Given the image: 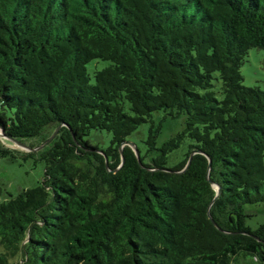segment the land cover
Returning <instances> with one entry per match:
<instances>
[{"label":"trees","instance_id":"16d2710c","mask_svg":"<svg viewBox=\"0 0 264 264\" xmlns=\"http://www.w3.org/2000/svg\"><path fill=\"white\" fill-rule=\"evenodd\" d=\"M251 48L264 49V0H0V127L40 136L33 148L57 129L26 153L44 161L40 184L0 203V264L264 262V223L244 210L264 203V90L240 71ZM93 59L111 64L91 83ZM160 110L182 130L148 162L121 155ZM93 129L110 132L105 149ZM17 153L0 139V158Z\"/></svg>","mask_w":264,"mask_h":264},{"label":"rangeland","instance_id":"374dc122","mask_svg":"<svg viewBox=\"0 0 264 264\" xmlns=\"http://www.w3.org/2000/svg\"><path fill=\"white\" fill-rule=\"evenodd\" d=\"M110 64V61L102 59H93L88 62L86 68L90 77V82H94V73L96 71L101 70ZM240 71L245 86L258 87L261 90H264V49H249L240 67ZM212 82V90L215 92L218 99H222V84L218 78V73L214 74ZM126 110L131 113L127 109V106ZM183 125L184 115L171 117L166 114L165 110H160L153 113L152 117L147 122L142 123L135 131H133L132 134L128 136L127 141L134 144L140 155L144 157L146 162H148L156 153H158L156 148H159L163 142L181 131ZM157 128L158 134L155 138V145L153 149L148 151L150 147L147 143L149 133L151 130H156ZM51 131H53V128H47L44 131V135H48ZM40 138V136L25 138L22 140V143L33 148L31 145L38 144ZM110 138V132L95 129L91 130L90 135L86 137L91 144L97 145L100 149H105L109 145ZM0 139L6 147L18 150L14 161H10L8 158H0L1 203L9 199L10 196H15L22 189L32 188L40 184L45 171L44 161L37 160L36 156H26V153L42 149L46 142L36 147L35 150H28L7 139ZM192 143V140L186 138L179 148L175 149L168 155L167 166L172 167L179 162L184 157ZM244 210L250 214V216L246 218V225L251 229H256L260 224L264 223V203L246 204ZM235 264H264V262L256 261L253 258L247 257L245 259L238 258Z\"/></svg>","mask_w":264,"mask_h":264},{"label":"water","instance_id":"95a60500","mask_svg":"<svg viewBox=\"0 0 264 264\" xmlns=\"http://www.w3.org/2000/svg\"><path fill=\"white\" fill-rule=\"evenodd\" d=\"M56 132H57V129H56L55 132L51 135V137L48 139V141H46V143H48V142L53 138V136L56 134ZM0 138H2V139H7V140H9V141H11V142H13V143H16V144L20 145V146H21L22 148H24V149H28V150H35V149H36V148H31V147H29V146L23 144L21 141H19V140L16 139V138H13V137H10V136L6 135L5 132H4V130H3L1 127H0ZM125 145H128V146H130V147L133 149V151H134V153H135V155H136L138 161L140 162V154H139V151H138L137 147H136L134 144H132V143H130V142H128V141H124V142L121 144V146H120V148H119V149H120V153H121V155H122V148H123V146H125ZM195 153H199V151H194V152L191 153L190 158H189V160H188V162H187L185 168L189 165V163H190V159H191V156L194 155ZM121 161H122V162L124 161V157H122ZM208 161H209L208 168H210V163H211L210 158H208ZM105 162H106V167H108V160H107L106 157H105ZM207 179L209 180V178H208V174H207ZM210 183L212 184V186L214 187V189H215V191H216V193H215V197H216V196L219 194V185L216 184V183H214V182H212V181H210ZM208 217H209V219L213 222V224H214L217 228H219L218 225H217V224L214 222V220L212 219V217H211V215H210L209 212H208ZM219 229H220V228H219Z\"/></svg>","mask_w":264,"mask_h":264}]
</instances>
